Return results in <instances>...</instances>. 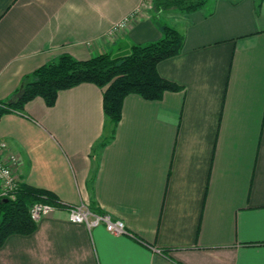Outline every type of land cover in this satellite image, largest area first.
I'll return each instance as SVG.
<instances>
[{
    "label": "crops",
    "instance_id": "crops-1",
    "mask_svg": "<svg viewBox=\"0 0 264 264\" xmlns=\"http://www.w3.org/2000/svg\"><path fill=\"white\" fill-rule=\"evenodd\" d=\"M164 23L184 45L158 72L181 90L127 96L115 126L92 83L0 120L23 184L122 220L128 235L90 231L63 206L10 236L0 264H264V0L156 16L148 0H0V103L64 54L123 56L159 41Z\"/></svg>",
    "mask_w": 264,
    "mask_h": 264
},
{
    "label": "trees",
    "instance_id": "trees-1",
    "mask_svg": "<svg viewBox=\"0 0 264 264\" xmlns=\"http://www.w3.org/2000/svg\"><path fill=\"white\" fill-rule=\"evenodd\" d=\"M207 4L208 0H154L153 10L155 16L169 11L191 14ZM162 34L157 42L133 45L130 52L123 56L114 57L107 53L89 60H77L69 54L62 55L27 76L15 93L14 100L0 103V120L5 114L22 112L25 105L37 97L43 98L51 107L60 91L92 83L105 90V115L112 125H117L127 96L136 94L155 101L160 100L165 92L181 90L178 85L160 76L158 65L180 54L184 36L167 23L163 24ZM39 202L63 207L52 192L23 183L15 199H0V248L12 235L28 236L36 231L37 223L30 211Z\"/></svg>",
    "mask_w": 264,
    "mask_h": 264
},
{
    "label": "built area",
    "instance_id": "built-area-1",
    "mask_svg": "<svg viewBox=\"0 0 264 264\" xmlns=\"http://www.w3.org/2000/svg\"><path fill=\"white\" fill-rule=\"evenodd\" d=\"M148 1L152 3L154 0ZM6 149V144L0 146V199H15L20 191L22 180L14 174V167L18 163L17 157L6 153ZM62 205L67 209L70 221L76 224H83L90 231L104 226L113 235H128L125 223L122 220L114 221L109 214L97 213L84 202L77 205ZM58 208L52 204L39 202L33 205L30 214L33 221L38 223L42 218L57 211Z\"/></svg>",
    "mask_w": 264,
    "mask_h": 264
},
{
    "label": "rangeland",
    "instance_id": "rangeland-1",
    "mask_svg": "<svg viewBox=\"0 0 264 264\" xmlns=\"http://www.w3.org/2000/svg\"><path fill=\"white\" fill-rule=\"evenodd\" d=\"M151 1H152V0H151ZM148 3H149L150 5H152V6L154 5V1H153L152 3H150V2L148 1Z\"/></svg>",
    "mask_w": 264,
    "mask_h": 264
}]
</instances>
